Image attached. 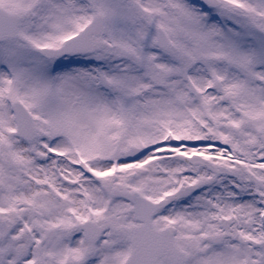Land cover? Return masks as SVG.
<instances>
[{"label":"snow or ice","instance_id":"obj_1","mask_svg":"<svg viewBox=\"0 0 264 264\" xmlns=\"http://www.w3.org/2000/svg\"><path fill=\"white\" fill-rule=\"evenodd\" d=\"M0 264H264V0H0Z\"/></svg>","mask_w":264,"mask_h":264}]
</instances>
